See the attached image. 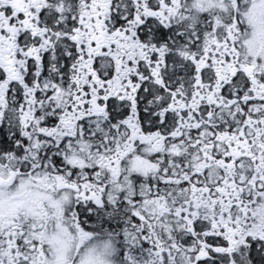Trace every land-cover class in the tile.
<instances>
[{
  "label": "snow or ice",
  "instance_id": "snow-or-ice-1",
  "mask_svg": "<svg viewBox=\"0 0 264 264\" xmlns=\"http://www.w3.org/2000/svg\"><path fill=\"white\" fill-rule=\"evenodd\" d=\"M0 264H264V0H0Z\"/></svg>",
  "mask_w": 264,
  "mask_h": 264
}]
</instances>
